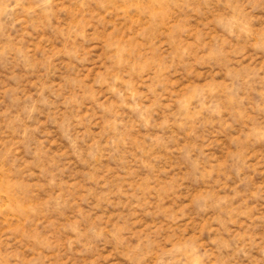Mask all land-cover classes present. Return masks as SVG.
<instances>
[{
	"label": "rangeland",
	"instance_id": "374dc122",
	"mask_svg": "<svg viewBox=\"0 0 264 264\" xmlns=\"http://www.w3.org/2000/svg\"><path fill=\"white\" fill-rule=\"evenodd\" d=\"M0 264H264V0H0Z\"/></svg>",
	"mask_w": 264,
	"mask_h": 264
}]
</instances>
